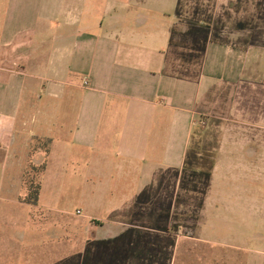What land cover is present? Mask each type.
<instances>
[{
    "label": "crops",
    "instance_id": "crops-1",
    "mask_svg": "<svg viewBox=\"0 0 264 264\" xmlns=\"http://www.w3.org/2000/svg\"><path fill=\"white\" fill-rule=\"evenodd\" d=\"M182 3L9 5L0 23V156L27 151L21 184L26 168L45 158L32 156L34 140L48 139L41 176L77 168L85 185H97L86 188L90 197H120L128 201L120 211L129 210L149 177L162 182L165 167L185 163L193 136L228 135L250 113L264 117V43L253 37L263 32L261 19L254 27L245 19H171Z\"/></svg>",
    "mask_w": 264,
    "mask_h": 264
},
{
    "label": "rangeland",
    "instance_id": "rangeland-1",
    "mask_svg": "<svg viewBox=\"0 0 264 264\" xmlns=\"http://www.w3.org/2000/svg\"><path fill=\"white\" fill-rule=\"evenodd\" d=\"M17 2L0 0V23ZM182 4L171 19H245L247 26L261 19L264 28V0ZM262 33L253 37L264 43ZM259 114L231 125L228 135L209 129L193 136L185 163L165 167L162 182L149 177L123 211L128 201L120 197H90L86 188L97 185H85L77 168H48L41 176L28 166L21 184L27 151L17 160L1 154L0 264H264V117ZM71 157L78 162L77 154ZM32 178L34 184L43 182L38 206L25 202Z\"/></svg>",
    "mask_w": 264,
    "mask_h": 264
},
{
    "label": "trees",
    "instance_id": "trees-1",
    "mask_svg": "<svg viewBox=\"0 0 264 264\" xmlns=\"http://www.w3.org/2000/svg\"><path fill=\"white\" fill-rule=\"evenodd\" d=\"M50 145L51 140H42L35 139L32 144V156H34L38 152H43L45 154V158L43 163L40 166H33L34 169H39L40 173H44L47 168V161L50 153ZM34 178L31 179V183L28 184L26 191L28 192V196L26 197L25 202L30 205H38L42 183L41 181L38 184H34Z\"/></svg>",
    "mask_w": 264,
    "mask_h": 264
},
{
    "label": "built area",
    "instance_id": "built-area-1",
    "mask_svg": "<svg viewBox=\"0 0 264 264\" xmlns=\"http://www.w3.org/2000/svg\"><path fill=\"white\" fill-rule=\"evenodd\" d=\"M89 82L85 81V86H88ZM203 126H205V124H203Z\"/></svg>",
    "mask_w": 264,
    "mask_h": 264
}]
</instances>
